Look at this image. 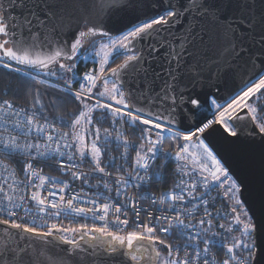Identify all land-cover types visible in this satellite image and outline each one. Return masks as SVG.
<instances>
[{
	"label": "snow or ice",
	"instance_id": "6c2138e0",
	"mask_svg": "<svg viewBox=\"0 0 264 264\" xmlns=\"http://www.w3.org/2000/svg\"><path fill=\"white\" fill-rule=\"evenodd\" d=\"M141 3L142 0H110L102 11L111 17L120 12L135 11ZM78 7L83 9V13L77 16L74 13ZM96 7L95 0H0V66L17 73L38 68L51 77L71 74L65 80V85L74 101L79 102L84 109L78 115L70 113L75 115L71 128L73 140L79 142L76 150L81 160L87 155L81 146L84 135L76 133L75 129L85 122L92 125L95 110L109 113L114 122L119 118L122 123L141 128V144L132 165L136 175L129 174L127 180L123 176L117 178L118 196L131 180L137 181L139 188L151 179L152 177L140 175V171L147 173L152 161L159 156H163L165 161H184V166L179 167L181 178L175 184V191L160 198V205L167 204V210L174 215L153 217L150 214L149 221L153 226L144 222L137 225L142 231H131L126 235L111 230L107 222L101 226L82 223L69 227L49 222L53 217L61 215L74 218L81 215L87 217L88 214L94 220L106 221L109 210L113 209L116 216L114 224L129 223L127 219H120L124 204L113 206L110 202H105L98 205L96 199H89L86 203L91 206L77 207L74 202L81 200L79 194L67 200L63 195L59 200L52 199L56 192L41 196L39 190L46 186V181L51 180V186L55 187L56 180L40 175L34 169L33 161L37 158L50 159L57 161L62 171L70 170L76 165H66L62 158L67 156L69 162L75 158V153L64 151L74 145L68 142V132H59L47 122H37L35 114H42L44 107L38 94L32 108L27 111L17 108L12 100H2L0 155L9 158L20 156L27 162L23 166L26 174L23 192L18 187L22 182L15 178V168L2 165L8 176L0 181V193L3 194L0 198V225L4 226L0 234V264H40V257H44L48 264H63L62 260L46 256L44 249L37 251L35 238H40L47 245L50 237L54 241L70 245L78 264H107L117 256H123L122 264H128L129 258L134 264H144L145 261L146 264H199L201 258L204 264H210L207 258L209 246L216 241L212 237L203 239L209 236L214 221L213 213L209 210L210 202L206 197L212 188L219 186L224 189L223 196L233 201L231 212L237 213L241 206L238 198L241 186L221 165L203 137L213 135L219 125L229 137L238 139L241 136V124L247 121V117L241 115L242 110L247 109L249 113L256 111L249 106V101L254 95L264 93V0H175V3L169 0L162 14L139 23L118 38L110 37L108 32L99 27V12L93 17L90 11ZM13 10H17L19 14H13ZM185 18L187 23L178 34L164 27L169 25L174 28L176 21L183 23ZM73 20L76 28L81 27V20L85 25L92 26L86 27V31H79L69 49L68 43L62 41L61 37L73 29ZM97 35L109 37L110 40V45H101V50L95 53L101 58V65L109 63V57L117 48L130 54H126L121 63L107 72L101 67V75H93L92 70H89L81 76L79 90L72 92L71 84L75 81L77 69L74 59L81 51L85 38ZM153 62L158 70L152 67ZM57 64L59 70L53 71ZM109 75L113 80L110 89L107 87ZM252 75H258L255 83L235 95L234 99H231V95L235 93H230V103L225 105L220 102L226 81H244L245 77H249L247 82H251ZM101 79L105 82V88L96 93L94 88ZM32 80L37 84L45 83L36 76ZM103 98H108L109 102H102ZM93 99L95 103L90 105L88 101ZM135 104L141 106L136 107ZM154 108L163 111L154 114ZM213 108L214 118L207 119L202 109L212 112ZM29 112L32 114H28ZM184 120H191L192 124L182 128ZM252 120H256L255 115H252ZM257 127L258 133L249 129L253 137L264 134V123H259ZM33 132L43 136L45 142L41 144L20 140V136L28 137ZM99 133L100 129L97 128L91 146L92 162L95 164L93 171L105 173L100 159L103 150L97 146ZM104 133L107 140L110 137L108 129H104ZM117 133L116 139L119 141V130ZM169 136L182 142L178 144L179 150L173 152L163 148V141ZM261 139L264 140V135H261ZM123 144L125 150L136 147L127 138L123 140ZM261 154L264 172V147L261 148ZM189 158L199 168L189 167ZM112 163L114 161L109 167ZM107 175L105 173V177ZM153 175L157 179L163 178L162 172ZM72 177L82 179V174L73 171ZM184 177H188V180ZM9 179L11 183L8 182ZM37 179L39 183H34ZM83 183L87 184V179ZM103 186L105 189L111 188L106 179ZM67 187L66 183H62L59 191L63 193ZM201 187L206 191L199 192ZM29 188L33 189L30 195L27 193ZM99 195L98 193L97 196ZM125 198L128 199L127 196ZM140 198H147V194ZM186 200L190 208L184 206ZM29 201L35 205V211L26 206ZM137 202L133 198L131 207L135 208ZM153 202L155 203V197ZM200 206H203L202 218L193 223V212ZM20 211L24 215L18 218ZM232 219L233 224L241 226L240 235L224 245L227 258L222 264H264V181L254 211L245 209ZM29 220L31 223L23 222ZM157 226L159 233L165 236L173 228L182 238L187 235L189 242L184 247L194 248L196 254L189 256L185 252L181 258V246L167 243L157 234ZM219 227L224 229L223 224ZM231 231L232 225L226 232ZM219 235L220 233H212V236ZM201 240L205 245L203 253L199 250ZM158 245L167 249V256H161ZM237 249L242 255L237 253Z\"/></svg>",
	"mask_w": 264,
	"mask_h": 264
},
{
	"label": "trees",
	"instance_id": "16d2710c",
	"mask_svg": "<svg viewBox=\"0 0 264 264\" xmlns=\"http://www.w3.org/2000/svg\"><path fill=\"white\" fill-rule=\"evenodd\" d=\"M122 58L123 56L120 55L116 62H114L113 64L120 62ZM74 62L77 64L75 77L76 81V79L81 74L87 72L90 61H86L82 57L76 59ZM58 70L59 69H56L55 71ZM25 71L27 74H25ZM25 71L17 73L0 66V101L12 100L14 101L17 108H24L27 111L28 109L32 108L34 99L38 94L44 107L42 110V114L40 112H37L35 114L36 119L49 122L52 125L60 128L61 130L70 133V122L72 121L74 116L83 109V106L80 105L79 102L74 101V98L69 94L68 88L65 85V80L71 74L51 77L47 74L35 75L27 72V70ZM40 75H42V77H40ZM33 76H36L37 79L45 81V83L37 84L34 80H32ZM75 81L71 84V86L75 83ZM261 95L264 100V93H262ZM93 101L94 100H90L88 101V103L91 105ZM263 110L264 101L257 107V113L255 115L261 123L263 121ZM70 113H75V115H71ZM28 114L32 113L29 112ZM93 117V121L96 122L100 128L108 129L114 132L116 135H118L117 130H119V135L122 138L119 141L114 139L107 144H102L103 151L101 155V164H103L110 157H114L120 163H125L127 160H129L132 153H134V156L136 157V151L139 146L137 145V142L135 140L141 139V128L139 126L133 128L129 123H122L119 118H117L114 122L113 117L109 113H104L99 109L94 111ZM64 121H66L67 123L65 124ZM254 122H256V120H254ZM125 138H132V144H134L136 147H128L127 150H125V145L123 144V140ZM176 142L178 141L172 139L169 136L163 141V148H167L171 146V144ZM72 150L74 151L73 147ZM77 157L81 160L79 156ZM3 158L5 160H8L10 164L14 163L16 166L20 163V161L16 157L9 158L7 156H3ZM82 162H84V164L88 166L92 165L91 161L87 157H85ZM184 163V161H176L172 163L169 161H165L163 156H159L154 161H152V166L149 169V175L152 178L148 180L145 186L156 191H168L171 188L174 180L179 175V167H183ZM188 165L192 168V165ZM48 170L53 173L57 172L56 169ZM158 172H162V179H157L153 175ZM223 191L224 189H221L219 186H217L215 188H212L209 196L206 197V199H208L210 202L209 210L213 213L214 225L209 233V236H205L204 238L208 239L209 237H212V239L216 241V243L213 244L212 247L214 249L219 248L220 253L219 250H217V254H223L227 258V255L225 254L226 247L224 245H227L233 241L232 234L237 231V225L233 224L232 218L235 216V213L231 212V204L228 198H225L223 196ZM213 197H215V199H213ZM216 213H219V215H216ZM19 217L21 216L18 214V218ZM63 220L64 221L62 222H57V224L62 227L76 226L82 223H87L89 226L94 224V220H92L88 216L85 217L84 215L74 218L67 217ZM216 223H218L219 225L223 224L224 229H221L220 227L215 228ZM230 225H232V231L226 232ZM44 230L46 231L47 229L44 228ZM212 233H220V235L212 236ZM159 235H161V237L164 238L166 242L168 241V236H165L163 234ZM160 247L163 251L166 252L164 246ZM236 251L238 254L242 255L239 249H237Z\"/></svg>",
	"mask_w": 264,
	"mask_h": 264
},
{
	"label": "built area",
	"instance_id": "2783aa9c",
	"mask_svg": "<svg viewBox=\"0 0 264 264\" xmlns=\"http://www.w3.org/2000/svg\"><path fill=\"white\" fill-rule=\"evenodd\" d=\"M27 72H29L31 74H35V75L41 74V73H35V72H31V71H27ZM85 73H83V74H85ZM83 74H81L76 79L75 83L71 86L72 91L75 92V91L79 90L80 82H81V76ZM40 77H42V75H40ZM257 79H258V77L254 80V82H256ZM37 122L40 124L46 123V121H44V120H37ZM47 123H49V122H47ZM262 123H264V115H263ZM54 127L56 129H58L59 132H66V131L61 130L60 128H58L56 126H54ZM192 130L194 131V128ZM0 132H3L2 126H0ZM13 134L15 135L16 133H13ZM67 139H68L69 143H72V135L70 133H69V136ZM20 140L21 141L29 140L31 142H39L41 144H43L45 142L43 136H38V134L35 132L31 133L28 137L20 136ZM127 140L132 144V142H133L132 138H128ZM135 141L137 142L138 146L141 144V139H137ZM144 143H145V150H146L147 142L145 141ZM180 143H182V142L178 141V142L173 143V144H171V146L164 148V149L175 152V151L179 150L178 144H180ZM53 147H55V144L53 145ZM64 151L75 153L72 150V148L71 149H64ZM3 156L4 155H0V181H3L8 176V173L4 171V168L2 166L3 164H7L9 166V168H15V170H16L15 178L18 181L22 182L18 185V187L21 190V192H23L25 190L24 189V182H26V174L23 172V166H24V163H26L27 161L23 157L15 156L20 161V163L16 166L14 163L10 164V162L8 160H5L3 158ZM130 156H131V158H129V160H127L125 163H120L114 157H110L103 164H101V166L105 168V173L108 174L107 177H105V173H99V172L93 171L95 168V165L88 166V165L84 164V162H82V160H80L76 156V154H75V158L71 162L68 161L67 156L62 158V159H64L66 165H68L69 163L76 165L75 168H71L70 170H63V171L61 170L60 165L57 161L50 160V159L49 160H42L40 158H37L35 161H33L34 169L36 171H38L40 173V175H43L46 178H55V180H56V186L55 187L51 186L52 185L51 180H47L46 186L39 190L40 194H41V196H48L49 192H56V196L51 197L52 199H56V200H59L61 195H63L65 197V200H67V199L71 198L72 196L79 194L81 196V200L74 202L75 206H77V207H79V206H84V207L91 206V205L86 203V201L89 199H96V202L98 205L103 204L105 202H110L113 206H115L117 204H124L125 207L122 209V213L120 214V219L121 220L127 219L129 221V223L127 225H116L113 223V221H115V219H116V216L114 214L113 209L109 210V214L106 217V221L94 220L92 218L91 214H88L87 216L90 217L92 220H94V224L96 226H101L102 224L107 222L109 227L113 231H119V232L120 231L121 232L142 231V228L137 227L138 224L142 225L144 222H149V226H153L152 222L149 221V215L150 214L153 217L154 216H161V215H166V216L174 215V213L167 210L168 209L167 204L160 205V198L162 195L166 196L169 192H174L175 191V184L178 183V181L181 177H180V175H178V177L174 180L173 184L171 185V188L168 191L152 190V189L145 186L148 181L143 186H140L139 188H137V181L131 180L129 182L128 186L123 188L122 194H120L118 196L117 192H116V188H117L116 180H117V178L123 176L127 180L129 178V174H131L132 176L136 175V172H134L133 168H132V165H133L136 157L134 156V153H132ZM58 159H60V157H58ZM112 161H114V163H112L111 166L109 167V164ZM168 161L172 162V163L176 162L175 159H171ZM48 169H56L57 172L53 173V172L49 171ZM73 171L82 174V179H74L72 177ZM140 175H145V176L150 177L149 171L147 173H145L143 170H141ZM84 179H87V181H88L87 184L83 183ZM105 179L107 180V183L111 186L110 190L105 189L103 186ZM184 179L188 180V177H184ZM196 179H199V177H196ZM8 182L11 183V179H9ZM34 183H39L38 179L35 180ZM62 183H66L68 185V187L65 189V191L63 193H61L59 191V188L62 185ZM32 190H33L32 188L27 189V193L30 195ZM198 191L204 192V191H206V189L201 187L198 189ZM98 193L100 194L99 196H97ZM18 194H20V193H18ZM144 194H147V198H140ZM2 196H3V194L0 193V198H2ZM126 196L128 199L125 198ZM153 197H155V203L153 202ZM133 198H136L138 200V202L135 205V208L131 207L132 202H133ZM26 206L32 208L33 211L36 210L35 205L31 201H29L28 205H26ZM184 206L188 207V208L191 207L190 205H188L187 200L184 202ZM137 210H139V217L138 218H137ZM202 212H203V206H200L197 211L193 212V219H192L193 223H196L199 219L202 218ZM124 213H126V215ZM18 214L20 216L24 215L23 211H20ZM67 217H69V216L61 215L60 217H53L49 222H54V223L62 222V221H64L63 219L64 218L66 219ZM186 220H187V218H186ZM27 222L31 223L30 220ZM163 225H164V222L161 223V226H163ZM213 225H214V223H213ZM217 227H219L218 223L215 224V228H217ZM156 232H157V234H161V233H159V226L156 227ZM167 236H168L167 243H171L174 246H176V245L181 246L180 252H179V255L181 258L184 257L185 252H187L189 254V256H194L196 254V250L194 248L184 247V245L189 242L187 240V235H185L182 238L177 233L176 229L173 228L171 233ZM203 239H206V238L203 237ZM204 247H205V245L201 240V242L199 243V250L201 253H203ZM165 250H166V253L168 254L166 248H165ZM217 250H219V253H220L219 248L214 249L212 247V245L209 246V253L207 255V258L209 259L210 264H222V261L224 259H226V256H224L223 254H221V255L217 254ZM199 264H204L203 258L200 259Z\"/></svg>",
	"mask_w": 264,
	"mask_h": 264
},
{
	"label": "water",
	"instance_id": "95a60500",
	"mask_svg": "<svg viewBox=\"0 0 264 264\" xmlns=\"http://www.w3.org/2000/svg\"><path fill=\"white\" fill-rule=\"evenodd\" d=\"M89 2H91V0H89ZM168 2L169 0H142V3L139 5L137 10L120 12L118 14L112 15L111 17H108L104 14L102 9L104 6L110 3V0H95V5L97 7L91 8L90 11L92 12L93 17L96 16L97 12H99V27L103 29V31L108 32L109 36L113 38L127 32L128 30H131L132 27L137 26L139 23L146 22L149 18H154L162 14L167 8ZM173 3H175V0H173ZM82 13L83 9L78 7V10L74 13V15L78 16ZM13 14L19 13L17 12V10H13ZM80 23L81 27L76 28L75 20H73V29L71 31H68L65 36L61 37L62 41H66L68 43L69 49L78 32L82 30L86 31V27L92 26L91 24L85 25L83 20H81ZM185 23H187V18H185L183 23H181L179 20L176 21V26L174 28H171V26L169 25H165L164 27L170 29L173 33L178 34L184 27ZM99 38L103 39L109 37L97 35L95 37L89 36L85 38L82 49L78 52L77 57L74 59V61L76 59L82 58L89 42ZM137 47H140V45L137 44ZM120 54H125L123 49H119L112 55V57ZM160 55L161 57L163 56V50L161 51ZM123 60H121L117 64L121 63ZM116 65L110 67L109 69L114 68ZM152 67L154 69H157V65L155 62H153ZM56 69H59V64H57L52 70L55 71ZM109 69L105 70V72H107ZM30 71L46 74L43 70L38 68L32 69ZM257 77L258 75H252L250 77L251 82ZM108 78L112 80L111 75H109ZM248 79L249 77H245L244 81H226L225 86L222 89V99L220 100V102L224 104L227 103L230 100L228 99L230 93H235L231 95V99L235 97V95H237L251 83L247 82ZM101 80H98V82H100ZM135 106L140 107L141 105L135 104ZM152 111L155 114L157 112L163 111V109L154 108L152 109ZM202 111L206 113L207 119L214 118V110H212V112H208L207 109H202ZM166 114L167 113H165V115ZM241 115L246 116L247 121L241 124L242 131L241 136L238 139L229 137L226 133L223 132L222 127L219 125L216 126V132L213 135L205 136L203 138L205 139V142L209 144L210 148L214 151V155H216L217 159L221 161V164L228 171L229 175L241 186V193L238 198L241 200L243 207L245 209H252L254 211L256 202L258 201L261 193L262 181H264L261 154V148L264 147V140L261 139V135L264 134L256 135L253 137L250 134L249 129H254L257 133L259 132V129L256 126L255 122L252 120L251 114L247 109H244L242 110ZM191 124V120H184L181 124V127L183 128ZM197 126L200 125L197 124ZM3 227V225H0V234H2L3 232ZM48 240L49 243L45 245L44 241H42L40 238H35V244L38 252L41 249H44L46 256H50L56 260H62L63 264H78L77 258L72 255L70 245L64 244L63 242H60L58 240L54 241L51 237L48 238ZM39 260L40 264H48V261L44 257H40ZM123 260V256H117L113 260L108 261L107 264H122ZM128 264H134V262H131L129 258Z\"/></svg>",
	"mask_w": 264,
	"mask_h": 264
},
{
	"label": "rangeland",
	"instance_id": "374dc122",
	"mask_svg": "<svg viewBox=\"0 0 264 264\" xmlns=\"http://www.w3.org/2000/svg\"><path fill=\"white\" fill-rule=\"evenodd\" d=\"M123 34H124V33H123ZM121 35H122V34H121ZM121 35H119V36H121ZM119 36H116V37H113V38H118ZM103 44H109V45H110V40H109V38H103V39H102V38H99V39H94V40H92L91 42H89L88 47L86 48V50H85V52H84V54H83V56H82L84 60H86V61H90L89 66H88V70H87L86 73H88L89 70H92V74H93V75H100V74H101V73H100V68H101V67L105 68L106 66L109 65V63L106 64V65H101V63H100V59H101V58L95 55V53H96L97 51H100V50H101V45H103ZM118 50H119V48H117V49L115 50V52H117ZM113 54H114V53H113ZM113 54H112V55H113ZM112 55L109 57V60L111 59ZM122 56H123V58H122L121 60H123V59L125 58V55H122ZM115 62H116V61H115ZM116 64H117V63H116ZM254 80H255V79H254ZM254 80H253V82H251V83H255ZM257 80H258V79H257ZM112 82H113V81H112L110 78H108L107 87H108L109 89L111 88ZM251 83H250L248 86H246V87H250V86H251ZM57 84H58V83H57ZM246 87H245V88H246ZM104 88H105V82H104V80H101L100 82L97 81V83H96V87L94 88V92H96V93L102 92V91L104 90ZM245 88H244L243 90H245ZM243 90H242V91H243ZM239 94H240V92H239L237 95H239ZM234 98H235V97H233L232 99H234ZM93 100H94L93 103H95V99H93ZM263 101H264V100H263L261 94H256V95H254L253 98H250L249 106H250L251 108H255V109H256L255 113H250L251 115H256V113H257V107H258ZM102 102H109V101H108V98H103V99H102ZM230 102H231V100H229L227 103H230ZM93 103H92V104H93ZM112 103H113V105L115 106V102L113 101ZM227 103H225V105H226ZM82 110H84V109H82ZM82 110H80V111H82ZM97 110H98V109H97ZM213 110L215 111L214 108H213ZM78 114H79V112H78L76 115H78ZM263 115H264V110H263ZM255 117H256V116H255ZM74 119H75V116H74V118L72 119V121H73ZM72 121L70 122V133H71V135H72V144L74 145V146H73V149H74L75 154H76L77 156H79V153H78L77 150H76V145H77L79 142L73 140V129L71 128V123H72ZM256 123H257V125H258V124L261 123V122L256 118ZM97 128L100 129V133H99V135H100V140L97 142V146L100 147L102 150H103V146H102V144H104V143L107 144V143H109L110 141H113L114 139L117 140V139H116L117 135H116L114 132L110 131V130H108L109 133H110V137H109L107 140H105L104 129L100 128L99 125H98L96 122H94V121H93V124H92V125H88V124L85 122L82 126L77 127V129H75V132H76V133L84 135V140H83L81 146H82V147L85 149V151L87 152V155H86L85 157H87V158L91 161V164H92V165H95V164L92 162V157H91V146H92L93 141L95 140V132H96V129H97ZM121 139H122V138L120 137V140H121ZM101 155H102V154H101ZM79 157H80V156H79ZM100 159H101V157H100ZM187 163L190 164V165H192V168H195V167H196V168H199V165H198V164H193L190 158H189V160L187 161ZM221 165H222V164H221ZM222 166H223V165H222ZM205 175H207V174H205ZM209 178H210V177H209ZM228 200H229V202H230V204H231V208H232V206H233V201H232L231 199H228ZM244 210H245V209H244V207H243V205H242V203H241V206L237 209V213H235V215L238 214V213H242ZM66 227H69V226H66ZM240 228H241V226H240V225H237V231L234 232V233L232 234V238H233V239L239 237V235H240ZM127 232H131V231H126V232H121V231H120L119 233L122 234V235H126ZM69 236L71 237V234H69ZM158 247H159V249H160L161 256H162V257L167 256V253H166L165 251H163L159 245H158ZM164 248H165V247H164ZM138 260H139V257H138ZM144 264H146V261L144 262Z\"/></svg>",
	"mask_w": 264,
	"mask_h": 264
},
{
	"label": "flooded vegetation",
	"instance_id": "af4514ba",
	"mask_svg": "<svg viewBox=\"0 0 264 264\" xmlns=\"http://www.w3.org/2000/svg\"><path fill=\"white\" fill-rule=\"evenodd\" d=\"M126 54H130V53H125V54H120V55H126ZM120 55H116V56L112 57V58L109 60V65L106 66V67L104 68V70H107V69H109L110 67L116 65V63H115V64H113V63L118 59V57H119ZM255 124H256V122H255ZM256 126H257V124H256ZM258 129H259V128H258Z\"/></svg>",
	"mask_w": 264,
	"mask_h": 264
}]
</instances>
